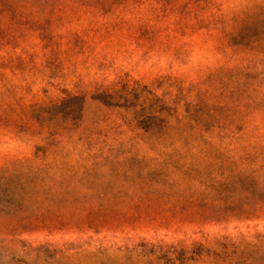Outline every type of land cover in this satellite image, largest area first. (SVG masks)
I'll return each mask as SVG.
<instances>
[{"label":"rangeland","instance_id":"obj_1","mask_svg":"<svg viewBox=\"0 0 264 264\" xmlns=\"http://www.w3.org/2000/svg\"><path fill=\"white\" fill-rule=\"evenodd\" d=\"M195 244L264 264V0H0V264Z\"/></svg>","mask_w":264,"mask_h":264},{"label":"trees","instance_id":"obj_2","mask_svg":"<svg viewBox=\"0 0 264 264\" xmlns=\"http://www.w3.org/2000/svg\"><path fill=\"white\" fill-rule=\"evenodd\" d=\"M95 98L105 104H112L109 100V95L97 94ZM83 105V96L67 95V98L60 105L51 108V112H63L72 118H79ZM158 250L161 252L159 259L165 260L166 264H200L204 262V255L210 253L209 249L204 248L200 244H195L191 248L177 246L159 247Z\"/></svg>","mask_w":264,"mask_h":264}]
</instances>
